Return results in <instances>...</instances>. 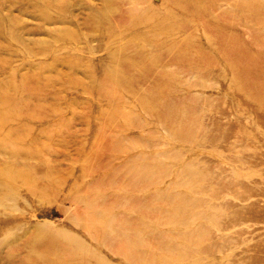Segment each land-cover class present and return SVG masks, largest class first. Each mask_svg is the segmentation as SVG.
Listing matches in <instances>:
<instances>
[{"label": "rangeland", "instance_id": "rangeland-1", "mask_svg": "<svg viewBox=\"0 0 264 264\" xmlns=\"http://www.w3.org/2000/svg\"><path fill=\"white\" fill-rule=\"evenodd\" d=\"M0 264H264V0H0Z\"/></svg>", "mask_w": 264, "mask_h": 264}]
</instances>
